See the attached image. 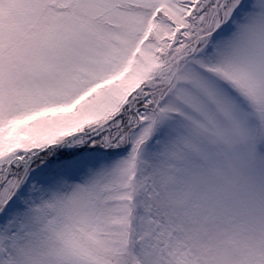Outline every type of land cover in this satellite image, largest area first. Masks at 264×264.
I'll use <instances>...</instances> for the list:
<instances>
[{"label":"snow or ice","instance_id":"snow-or-ice-1","mask_svg":"<svg viewBox=\"0 0 264 264\" xmlns=\"http://www.w3.org/2000/svg\"><path fill=\"white\" fill-rule=\"evenodd\" d=\"M264 0H0V264H264Z\"/></svg>","mask_w":264,"mask_h":264},{"label":"rangeland","instance_id":"rangeland-1","mask_svg":"<svg viewBox=\"0 0 264 264\" xmlns=\"http://www.w3.org/2000/svg\"><path fill=\"white\" fill-rule=\"evenodd\" d=\"M188 134L193 142V153L199 155L203 146L219 156L226 165L233 162L234 150L249 158L264 155V135L260 130L245 124L226 113L210 120L192 119Z\"/></svg>","mask_w":264,"mask_h":264}]
</instances>
